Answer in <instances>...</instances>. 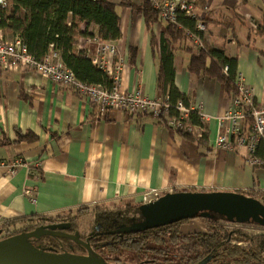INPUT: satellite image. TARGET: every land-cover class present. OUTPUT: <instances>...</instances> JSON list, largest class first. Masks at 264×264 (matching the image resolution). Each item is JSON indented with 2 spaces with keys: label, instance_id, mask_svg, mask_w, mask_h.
Returning a JSON list of instances; mask_svg holds the SVG:
<instances>
[{
  "label": "crops",
  "instance_id": "obj_1",
  "mask_svg": "<svg viewBox=\"0 0 264 264\" xmlns=\"http://www.w3.org/2000/svg\"><path fill=\"white\" fill-rule=\"evenodd\" d=\"M111 1L121 18L120 89L141 88L144 95L156 98L161 95L156 77L165 22L148 28L133 7ZM129 1L137 5L141 0ZM198 1L207 6V43L225 47L237 58L238 72L253 88L258 106L264 107V0ZM79 29L85 32L86 27L80 24ZM87 32L98 30L90 26ZM12 37L3 35L5 40ZM86 38L78 36L76 51L92 50ZM131 47L136 50L132 61ZM189 60L185 48L175 49V84L189 103L201 102L210 115L205 144L185 138L150 113L110 108L100 115L69 86L24 66H0V228L6 223L19 228L23 218L56 217L98 203L139 204L150 190L159 195L182 190L264 192V170L247 162L245 146H215L217 121L231 99L221 81L191 73ZM17 130L36 138L17 140ZM18 157L23 164L11 173L9 165ZM192 220L183 226L186 231L198 227Z\"/></svg>",
  "mask_w": 264,
  "mask_h": 264
},
{
  "label": "trees",
  "instance_id": "obj_2",
  "mask_svg": "<svg viewBox=\"0 0 264 264\" xmlns=\"http://www.w3.org/2000/svg\"><path fill=\"white\" fill-rule=\"evenodd\" d=\"M122 4L131 6L141 13L148 28L155 22H163L160 14L153 10L148 0H141L137 5L132 4L129 0H122ZM195 4L199 5L200 2L197 0ZM115 6L116 3L111 0H6L5 6L0 5V30L11 34L12 39L19 38L25 44L27 53L36 60L40 61L49 52H55L80 81L111 87L113 79L92 63L86 50L76 51L75 45L79 35H91L87 32L90 26L96 27L99 36L104 40L117 43L122 37V31L120 16L116 12ZM199 6L204 9V12H207L206 5L200 4ZM204 22L207 27L206 17ZM196 23L195 18L178 11L175 13V20L164 23L165 25L160 32V61L156 85L161 93L160 96L162 98L167 97L169 114H177L175 104L178 101H182L184 105H189L187 96L175 84L174 51L179 46L190 53L187 67L191 73L221 81L228 98L238 97V89L235 84L239 73L237 58L229 54L225 47H214L206 40L201 39L203 43L201 46L191 45L186 33L188 31L199 33ZM80 24L85 25V32H80ZM231 25L232 23H226L227 27ZM207 32L208 28L200 32L201 37H204ZM150 41L151 45H154V35H151ZM129 51L131 52L130 60H135L136 50L131 47ZM224 68H227L226 71ZM239 104V107L248 115L251 107L243 103ZM256 105L258 104L255 100L254 106ZM189 120L193 125L202 124L193 112L190 113ZM247 122L251 123L250 117ZM178 133L199 144H205L209 134L208 131L204 130L200 136L186 130H178ZM16 135L17 140H34L36 138L30 131L22 133L17 130ZM253 155L259 160L256 166L264 170V135L256 143ZM243 193L264 202V192L245 191ZM140 205V203L133 204L132 210H135L134 212L124 209L96 211L93 214L95 225L91 230H95L98 225L105 231H109L121 225H129L134 221L141 220ZM88 207L81 206L77 209L86 211L89 210ZM61 217L67 216L63 214L56 217L23 218L24 223L19 228L7 227L9 223H6L0 231L3 235L1 237L35 228L45 221L48 222L45 224L54 223ZM223 218L225 219L221 215L211 213L210 216L206 217L211 223L205 227L203 232L193 235L181 231L179 226L183 221L138 232L107 233L101 239L85 236L76 230V224L71 225V223L64 232L68 233L67 231L73 226L76 231L72 235L78 231L81 240H88L93 254L106 262L108 258L105 256L106 254L116 255L120 251L130 250L129 252L135 253V258L138 260L144 259V261L135 264L171 262L175 258L167 256L173 251L184 255L183 258L179 259V264H195L207 257L210 259L206 264H264V235L247 237L238 229L230 231L213 225L217 219ZM68 219L70 218L68 217ZM167 239H169L168 244L172 247L153 243L160 240L164 242ZM190 239H192L191 243L188 241ZM231 240H235V242H231ZM36 241H40L42 244L37 245ZM31 242L44 250L86 253V248L83 245L66 235H42L37 239H31ZM55 242L59 245L57 246ZM238 242H245L246 245L238 244ZM178 244H182L183 247L179 248ZM188 244L189 247H184ZM160 257L164 258L163 262H159ZM112 259L116 261L113 256Z\"/></svg>",
  "mask_w": 264,
  "mask_h": 264
},
{
  "label": "built area",
  "instance_id": "obj_3",
  "mask_svg": "<svg viewBox=\"0 0 264 264\" xmlns=\"http://www.w3.org/2000/svg\"><path fill=\"white\" fill-rule=\"evenodd\" d=\"M197 0H167L160 3L161 7H172L171 10L157 11L161 16L163 22H173L175 20V13L178 11L191 16L197 20L196 28L199 33H191L196 46H201L202 40L200 32L205 30L204 22V9L199 8L195 3ZM151 4L158 2L152 0ZM6 4V0H0V5ZM200 10V11H197ZM86 41L90 42L93 46L92 50L87 49V55L92 60V63L98 66L108 76L113 79L111 87H106L100 84L89 85L86 84L73 74V72L65 66L55 52H49L42 60L38 61L27 53L26 46L19 38H13L10 41L4 40L0 34V65L5 69H13L17 66H24L34 71L39 72L45 78L50 79L53 83H59L71 87L76 92L85 96L92 105L96 107L99 114H104L108 109L117 106L118 110L127 113H150L157 120L160 118L165 120V125L175 130H186L190 133L200 136L197 130L187 120L188 114L192 111L196 112L199 116L207 113L201 110L199 105L186 106L182 102L175 104L177 114H169V103L167 100L163 101L158 98H149L141 95L139 88H135L130 92H124L120 89V70L124 65V58L121 56L117 43L104 40L99 34H91L87 36ZM226 71V68H225ZM236 85L240 94V98H234L236 102H246L244 104L251 107L249 114H251V123L245 120L247 126H243L242 120L247 113L235 104L228 109L222 116L228 120V125L231 129L222 131L216 138V147L224 149H235L237 147L245 146L247 148V162L251 165L258 164L259 160L253 155L256 143L263 138L264 133V107L258 105L254 106L255 99L249 95L242 96L244 92L250 95V88L245 87L244 82L240 79L239 74L236 77ZM118 94H117V92ZM238 94V95H239ZM241 109L242 112L235 110ZM236 120L232 125L230 121ZM240 124L244 129L237 126ZM23 164L21 158H15L9 165L10 172H14L16 167ZM39 164V163H38ZM28 196L32 195L30 190H26ZM151 194H156L155 190L147 191L143 195V201H148ZM35 202V198H31Z\"/></svg>",
  "mask_w": 264,
  "mask_h": 264
},
{
  "label": "water",
  "instance_id": "obj_4",
  "mask_svg": "<svg viewBox=\"0 0 264 264\" xmlns=\"http://www.w3.org/2000/svg\"><path fill=\"white\" fill-rule=\"evenodd\" d=\"M139 221L121 225L113 232H138L170 225L196 217H208L215 213L236 223L254 222L264 226V202L236 191H174L139 206ZM69 222L39 225L32 229L0 238V264H109L91 251L88 240L79 238V233L66 234ZM60 234L77 241L86 248V253L44 250L31 242L42 235ZM210 257L195 264H206Z\"/></svg>",
  "mask_w": 264,
  "mask_h": 264
},
{
  "label": "rangeland",
  "instance_id": "obj_5",
  "mask_svg": "<svg viewBox=\"0 0 264 264\" xmlns=\"http://www.w3.org/2000/svg\"><path fill=\"white\" fill-rule=\"evenodd\" d=\"M149 1V3L152 1V0H148ZM155 1H157L158 3L157 4H151L150 3V6L153 8V10L154 11H160V10H162V8H164L165 10H171L172 9V7H161L160 6V3H162V1H167V0H155ZM131 2V1H130ZM132 4H134L133 2H131ZM118 4H122V1L121 2H119ZM116 7V6H115ZM163 11V10H162ZM199 17L200 16H197V20L199 19ZM166 23V22H165ZM154 24H159L158 22H155ZM153 24V25H154ZM120 26H121V18H120ZM207 29V27L205 26V30ZM204 30V31H205ZM0 34H1V36H2V38H3V35L4 34H7V33H4V32H2L1 30H0ZM186 35H187V37H188V39H189V41H190V44L191 45H194L195 43H194V39L192 38V36H191V33L189 34V31L186 33ZM4 39V38H3ZM201 39L202 40H206L207 39V34L204 36V37H201ZM5 40V39H4ZM7 41H10V40H7ZM113 42V41H112ZM118 45V44H117ZM120 54H121V52H120ZM121 56H124V54L122 53L121 54ZM124 58V57H123ZM1 66V65H0ZM2 67V66H1ZM3 68V67H2ZM3 69H5V68H3ZM227 69V68H226ZM5 70H7V69H5ZM32 70V69H31ZM224 71H225V68H224ZM37 72V71H36ZM121 73H122V69L120 70V73H119V77L121 76ZM239 74V76H240V79L244 82V85H245V87H248V88H250L251 90H250V93H251V95L248 93V92H244L243 94H242V96H246V95H249L250 97H253V99H255V93H254V91H253V88H251V87H249L248 86V84L244 81V77L242 76V74L241 73H238ZM108 75V74H107ZM120 83V82H119ZM87 84V83H86ZM235 84H236V82H235ZM89 85H93V84H89ZM120 85V84H119ZM139 91H140V93H141V95H143L144 96V94H143V91H142V89L141 88H139L138 89ZM123 91V90H122ZM132 91V90H131ZM117 92V91H116ZM124 92H130V91H124ZM117 94H118V92H117ZM238 94H239V91H238ZM239 96V98L241 97L240 96V94L238 95ZM145 97L147 98L148 97V95H145ZM149 98H151V97H149ZM156 98H158V99H160V100H163V101H165V100H167V97H164V98H162L160 95L158 96V97H156ZM234 98H238L237 96L236 97H233L232 99H231V104H230V106L228 107V109H230V108H232L233 107V101L235 102V104L238 106V105H240L239 103H242V102H239V101H235V100H233ZM178 102H182V101H178ZM183 103V102H182ZM244 103H246V102H244ZM243 103V104H244ZM192 104L191 103H189V105H186V106H191ZM198 106L200 105L201 106V110L202 111H205L204 110V105L201 103V102H198V104H197ZM196 105V106H197ZM118 107L117 106H114L113 108H111V109H117ZM227 109V110H228ZM118 110V109H117ZM226 110V111H227ZM235 110H238V111H240V112H242L241 111V109H235ZM225 111V112H226ZM193 113H195L196 114V112H194V111H192ZM192 112H190V113H192ZM168 113H169V110H168ZM190 113L188 114V118H187V120L189 121V123H190V120H189V115H190ZM243 113V112H242ZM244 114V113H243ZM196 116H197V118L200 120V122L202 123L201 125H195V126H193L194 127V129L195 130H197V133L198 134H202V132H203V130L204 131H208V133H209V128H208V125H207V123H208V121H209V118H210V115L209 114H205V115H203V116H199L198 114H196ZM251 118V114H248V115H244V120H242V124H243V126L245 125V126H247V124H246V122H245V120L246 119H248V118ZM159 123H161V124H165V120L163 119V117H162V119L160 118L159 119ZM218 125H219V128H220V131H219V133H218V135L222 132V131H227V130H229V129H231V127L228 125V120L227 119H225L224 117L222 118H219L218 119ZM230 123L232 124V125H234L235 123H236V120H232V121H230ZM191 124V123H190ZM193 125V124H192ZM237 126H239L240 128H241V130H242V132H244V129L241 127V125L238 123L237 124ZM172 129V128H171ZM174 131H176V132H178L177 130H175V129H173ZM217 135V136H218ZM217 138V137H216ZM262 139V138H261ZM215 146H216V139H215ZM241 146V145H240ZM219 148H221V147H219ZM184 191H189V190H184ZM159 196H161V195H159L157 192H156V194H151L150 195V197L148 198V201H146V202H149V201H151V200H154V199H156V198H158ZM146 202H144V201H142V203H146ZM142 203H140V204H142ZM79 209V208H78ZM76 210V209H74V210H72L71 212H66L64 215H66L67 216V218L69 217L70 218V220H71V223L72 224H76V227H77V230L79 231V232H81V233H83V234H85V235H87V234H89V231L92 229V227H94V225H95V222H94V216H93V214L96 212V211H105L106 209H108L109 211L110 210H118V209H124V210H128L129 212H134L132 209H133V203H131V202H129V201H120V202H117V203H113V204H110V203H98V204H94V205H91V206H89L87 209H89V210H86V211H80V210ZM216 219V218H215ZM189 221H190V219L189 220H183V222L180 224V226H179V228L181 229V231L182 232H184L185 234H190V235H193L194 233H201V232H203L204 230H205V227H207V225H209L211 222L210 221H208L207 219H206V217H196L195 219L193 218V220L190 222L191 224H194V225H197L198 227H195V226H193L192 225V227H188V229H187V231L183 228V226L186 224H188L189 223ZM217 222H215V224H213L215 227L217 226L218 228L219 227H221V228H223V229H228V230H230V231H234V230H236V229H238V231H240V232H243L247 237H252V236H260V235H264V226H261V225H259V224H257V223H252V222H246V223H236V222H231V221H228L227 219H217L216 220ZM23 223L24 222H20V224L18 225V226H20V225H23ZM130 225V224H129ZM11 228H13V226H11ZM116 229V228H115ZM191 240L192 239H190V240H188L189 241V243H191ZM159 242H161V243H159ZM231 242H235V240L234 241H232L231 240ZM154 244H156V245H160L161 246V244H162V246H169V247H172V246H170L168 243H169V239H167V240H165L164 242H163V240H160V241H155V242H153ZM152 243V244H153ZM238 244H241V245H246V243L245 242H238ZM179 248L180 247H183V245L182 244H178L177 245ZM184 247H189V244L188 245H186V246H184ZM130 250H123V251H120V252H118L116 255H111V254H106L105 256H107L108 258H107V262L109 263V264H135V263H137V262H141V261H144V259H141V260H138L137 258H135L136 256H135V253H133V252H129ZM174 252V251H173ZM171 252V254H168V256L167 257H174L175 258V260H173V261H171V262H166V263H171V264H179V259H181V258H183L184 257V255H182V254H180V253H178V252ZM172 253H173V255H175V256H173L172 255ZM112 256L114 257V259L116 258V261H114L113 259H112ZM159 261V260H158ZM164 261V258H161L160 257V261L159 262H163ZM118 262V263H117ZM199 262V261H198ZM166 263H162V264H166Z\"/></svg>",
  "mask_w": 264,
  "mask_h": 264
},
{
  "label": "flooded vegetation",
  "instance_id": "obj_6",
  "mask_svg": "<svg viewBox=\"0 0 264 264\" xmlns=\"http://www.w3.org/2000/svg\"><path fill=\"white\" fill-rule=\"evenodd\" d=\"M60 222H69V223H71V220L70 219H68L67 217H61L60 219H58L56 222H54V223H60ZM45 223H48L47 221H45V222H42L40 225H46ZM71 225H72V223H71ZM37 226H39V225H37ZM36 226V227H37ZM98 226V225H97ZM96 226V228H95V230H90L89 231V234H87V235H85V236H90L91 238L93 237H97L98 239H101V237L104 235V234H107V233H110V232H108V231H105L104 229H102L101 227H97ZM11 228V227H10ZM2 230V228L0 229V231ZM77 230V229H76ZM75 229H74V227L72 226L70 229H69V231H67L68 233H66V234H68L69 235V233H71V235L73 234V232L74 231H76ZM114 230V229H113ZM109 231H111V230H109ZM78 232V231H77ZM60 235V234H59ZM1 236H3L2 235V232L0 233V238H3V237H1ZM46 236V235H45ZM69 238V237H68ZM37 242V245H40V244H42V242H40V241H36ZM60 242V241H59ZM55 244L58 246L59 245V243H57V242H55ZM42 247V246H41Z\"/></svg>",
  "mask_w": 264,
  "mask_h": 264
}]
</instances>
